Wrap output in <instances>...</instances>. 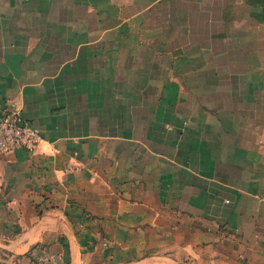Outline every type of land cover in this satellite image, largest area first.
I'll return each mask as SVG.
<instances>
[{
	"label": "crops",
	"instance_id": "obj_1",
	"mask_svg": "<svg viewBox=\"0 0 264 264\" xmlns=\"http://www.w3.org/2000/svg\"><path fill=\"white\" fill-rule=\"evenodd\" d=\"M0 264H264V0H0Z\"/></svg>",
	"mask_w": 264,
	"mask_h": 264
},
{
	"label": "built area",
	"instance_id": "obj_2",
	"mask_svg": "<svg viewBox=\"0 0 264 264\" xmlns=\"http://www.w3.org/2000/svg\"><path fill=\"white\" fill-rule=\"evenodd\" d=\"M40 140L37 130L23 120L18 112L7 111L0 114V155L18 148L31 151Z\"/></svg>",
	"mask_w": 264,
	"mask_h": 264
}]
</instances>
